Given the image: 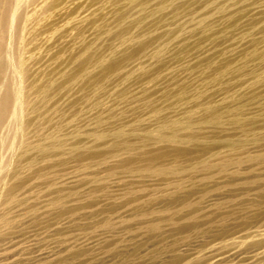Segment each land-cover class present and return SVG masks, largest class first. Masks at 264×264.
I'll return each mask as SVG.
<instances>
[{
  "label": "rangeland",
  "instance_id": "obj_1",
  "mask_svg": "<svg viewBox=\"0 0 264 264\" xmlns=\"http://www.w3.org/2000/svg\"><path fill=\"white\" fill-rule=\"evenodd\" d=\"M0 264H264V0H0Z\"/></svg>",
  "mask_w": 264,
  "mask_h": 264
}]
</instances>
